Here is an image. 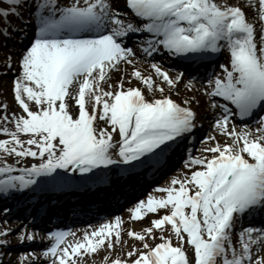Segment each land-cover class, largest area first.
Returning a JSON list of instances; mask_svg holds the SVG:
<instances>
[{
    "label": "snow or ice",
    "instance_id": "obj_1",
    "mask_svg": "<svg viewBox=\"0 0 264 264\" xmlns=\"http://www.w3.org/2000/svg\"><path fill=\"white\" fill-rule=\"evenodd\" d=\"M21 2L0 0L9 6L0 9V17L21 16ZM125 5L141 25L121 19L109 0H72L63 6L58 0H33V39L21 56V72L13 86L24 115L12 116L15 131L0 129L10 137L0 140V153L39 158L40 163L19 169L21 175H12L16 169L11 165L0 164V176L6 177L0 179V193L29 188L37 184V177L57 182L53 176L57 169L84 174L114 164L131 165L193 132L195 113L163 95L160 85L135 67L130 76L149 94L160 92L159 98L146 99L140 89L124 88L119 81L107 83L108 90L102 86L110 72L120 70L121 62L132 65L134 50L123 43L129 34L151 35L141 49L149 57L161 49L177 57L226 50L229 60L221 75L209 79L205 95L226 102L212 107L221 110L215 127L230 142L216 144L210 137L212 143L205 141L202 149L210 156L190 159L185 165L188 172L156 189L165 195L150 196L132 210L135 220L144 212L166 209L167 214L151 220L143 234L128 230L129 238L141 242V250L127 252L134 257L127 262L113 258L110 264H264V257L254 258V246L264 248V228L241 230L239 250L233 242V230L242 217L257 210L264 213V116L255 133L229 128L230 117L244 119L264 107V0H258L259 29L242 7L217 0H125ZM151 68L169 87L184 76L178 73L173 80L158 65ZM68 100L77 106L75 114L69 112ZM86 104L91 105L90 112ZM0 119L8 121L6 115ZM97 119L107 127H94ZM117 132L119 139L113 143L112 134ZM19 134L29 138L21 140ZM120 223L117 218L71 244H66V237L74 233L57 232L44 256L53 257L52 264H76V256L96 253L105 245L111 250L113 235L120 244ZM165 225L170 226L168 239L161 235L154 246L145 242V235L152 239L153 229L163 232ZM173 235L177 246L172 245ZM25 239L33 241L34 236L18 237L20 242Z\"/></svg>",
    "mask_w": 264,
    "mask_h": 264
},
{
    "label": "bare ground",
    "instance_id": "obj_2",
    "mask_svg": "<svg viewBox=\"0 0 264 264\" xmlns=\"http://www.w3.org/2000/svg\"><path fill=\"white\" fill-rule=\"evenodd\" d=\"M229 1L231 3L238 2L239 6L242 7V10L245 11L246 16L249 19V21L252 22V23H254L256 25L257 29H259L260 25L257 23V21H258V15H257V12H258V0H229ZM71 2H72V0H71ZM217 2L220 3L219 0H217ZM109 3H110V5H111V7H112L113 10H115L117 8L115 10L117 12H121L122 13L125 10V7L120 2V0H109ZM249 5H251V6H249ZM30 16L34 18V16L32 15V13L30 14ZM128 39L130 40L129 37H128ZM258 39H259V37H258ZM23 41H24V38H21L19 42H23ZM121 63H124V62H121ZM164 71L168 74V76H170V79H173L172 74L167 69L164 70ZM117 72L118 71H112V72L109 73V75H111V74H117ZM137 88L139 89V87H137ZM169 98H171V97H169ZM68 105H69V109H68L69 112L71 114H75L76 113L75 110L77 109V106H75L74 101L68 100ZM13 115H16V116L24 115V113H23L22 109H20L18 103L14 106V109H13L12 113L10 115H8V116H10V118L12 119V116ZM176 150H177L176 153H178V149L177 148H176ZM173 151H175V149ZM170 152H172V151H170ZM158 158H160V157L159 156H155L154 159H158ZM32 160H33V158L31 157L30 162ZM167 163L168 162H165L163 164V166H165ZM147 167H148V165H146L144 169H146ZM158 170L159 171H162L163 169H158ZM111 172H115V169H113ZM147 173H149V174L146 175ZM151 176H153V173L152 172H146L144 175H141V178H147L148 179ZM108 177L109 178L110 177L112 178V184L108 188V190H106L107 196L105 198H102L100 200H97L96 199V197H97L96 194L97 193L96 192H92L91 193V200L89 201V203L97 202V201L102 202L104 200H107L108 202H114L113 195L115 196V194H116V193L113 194L114 190H116L115 187H114V182H113L114 181V179H113L114 177L112 176L111 173L109 174ZM168 180L164 184H162L161 186H159L157 189L164 188V187L169 186L167 184L168 183ZM151 182L152 181L145 183V186L146 185H150L149 183H151ZM129 184H130V181H129ZM47 190L48 189H45L44 192H42V195L41 196H44V194H46V192H48ZM47 196H48V198H47L48 203L55 202L54 205L56 207V210H57L58 214L61 215V216H63V219H62V221L60 223L63 224V226H64L66 224L65 223L66 222L65 216L67 214L71 213V211L73 210L74 205H75L74 202L70 198L65 199L64 194L61 191H58V192H50V195H47ZM155 197H157V196H155ZM147 199H148V196L142 197L139 201H137L135 203V205L131 206L128 210L125 209L126 205L124 206L123 209H121L122 208V203H121V201H117L118 204H119V209H121L119 211H121V212L120 213H116L109 220H106V221H103L102 220V221L98 222V223H104V224H106V223L107 224H112V223H114L116 221L117 218H120L121 223H120L119 227L121 228V230L119 232V234H120V247H119V251H117V252H115V251H108L107 252V249L108 248L105 245V246L99 248L96 253L84 254L82 256H76V257H74V259L76 260V264H100L98 262V258H101V253L103 251L107 254V258H109V256H110L109 254L110 253L113 254V257L119 258L120 260L125 261V262H127L128 260L134 258V257H128L126 255V253L132 251L133 248H135L137 250H141L142 246L135 239L129 238L127 236V232H128V230H131L133 232L143 233L142 230L144 229V225H141L140 223H137V224H135L133 226H129L128 228H126L125 222H122V220L125 221L127 219H131V220H133V222L134 221H137L135 219H132L131 212H132V210H134V208L138 204H140V202L147 201ZM75 210H77V209H75ZM110 210L113 211L112 209H110ZM146 214H148V213L147 212L142 213L143 218L145 217ZM69 215L70 216H73L72 214H69ZM145 220L147 221L148 219H145ZM76 221H78V223H79L80 221H83V219L78 218ZM43 222H44V220H43ZM8 223L9 222H5V224H8ZM73 223H77V222H73ZM94 224H97V223H94ZM94 224H92V225H94ZM98 228H93L92 226H89V227L81 226L80 228L73 229V230H71L69 232L79 233L80 231H84V232H89L90 233L92 230H95V229H98ZM21 230H22V228L17 229L15 231V234L17 236H19ZM26 231H27V233H32L34 231V229L27 228ZM69 232H67V233H69ZM112 240H113V245L115 246L116 244H115V236L114 235L112 237ZM132 240H133V243H132ZM171 241H172V245L173 246H177V238L174 235L171 236ZM187 247L188 246L185 244V248H187ZM48 248H49V246L46 247V249L44 251H42L41 254L35 259L37 261V264H44L43 262L46 261V259L49 262V264H52V260L54 258L53 259L50 258V257L45 258V256H44V253L47 251ZM187 254H188L189 257H191V250L190 249L188 250V253ZM30 258H32V257H30ZM85 258H90V260L89 261H86ZM49 259H51V260H49ZM0 264H13V262H10L9 263V260L5 258V259H3V260L0 261Z\"/></svg>",
    "mask_w": 264,
    "mask_h": 264
},
{
    "label": "rangeland",
    "instance_id": "obj_3",
    "mask_svg": "<svg viewBox=\"0 0 264 264\" xmlns=\"http://www.w3.org/2000/svg\"><path fill=\"white\" fill-rule=\"evenodd\" d=\"M0 5L8 6L6 3H0ZM8 21L10 23L14 24L16 19L10 16V17H7L6 20H0V23L8 26V24H9ZM1 60H3V59H1ZM186 77H188V76H186ZM189 79L192 80V78H189ZM0 81H2L1 78H0ZM193 81L195 82L197 80L194 79ZM195 84H193V85L185 84L184 86H186V85L187 86L184 87V89H181L180 91H174V90H172V91L176 92L175 97L180 98V99L186 98V100L192 101V106L197 108L199 111V115H198L199 120L204 121L207 126L209 125L211 127L210 131L212 133V136L215 135L214 136L215 140H216V138H223L225 141H228V138L225 137L224 135H222L219 131H217V129L215 127L216 121L220 118L219 116L222 114L221 110L214 109L212 107V104L215 102H213L212 100H209V99H208L209 101H207L206 100L207 96L204 93H202V95L199 96V98H198L199 100L196 99L194 96L195 95ZM131 85H133V84H131ZM1 92H3L2 96H1ZM0 98H3L5 101V104L0 103V117H3L11 111V109L14 107L15 102H16L14 99L13 88L12 89L10 88L9 83H8V86L0 85ZM147 99H149L148 95H147ZM200 99L202 100V105H199ZM203 103H204V105H203ZM197 105H199V106H197ZM5 106H6V108H5ZM201 106H203L204 108L201 109ZM207 121H208V123H206ZM14 126H15V124L13 122H10L9 120L5 121L3 119H0V129H2L4 127H7L9 129V128H12ZM94 126L96 128L107 127V125L105 123H103L102 121H97ZM109 131H110V128H109ZM19 137H21L22 140H27L29 138L27 136H24V134H19ZM9 139H10L9 136L5 135L2 131H0V140H9ZM211 143H212V141H211ZM208 155L210 156L211 154L209 153ZM17 158H20V157H17ZM1 159L2 160H8V157L6 156V154L0 153V161H1Z\"/></svg>",
    "mask_w": 264,
    "mask_h": 264
}]
</instances>
